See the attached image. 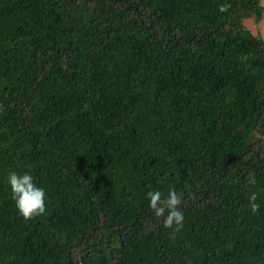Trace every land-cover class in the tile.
Instances as JSON below:
<instances>
[{
	"label": "trees",
	"instance_id": "1",
	"mask_svg": "<svg viewBox=\"0 0 264 264\" xmlns=\"http://www.w3.org/2000/svg\"><path fill=\"white\" fill-rule=\"evenodd\" d=\"M263 18L261 0H0V264H264V37L245 24ZM13 172L43 216L19 214ZM171 188L180 231L146 198Z\"/></svg>",
	"mask_w": 264,
	"mask_h": 264
},
{
	"label": "clouds",
	"instance_id": "2",
	"mask_svg": "<svg viewBox=\"0 0 264 264\" xmlns=\"http://www.w3.org/2000/svg\"><path fill=\"white\" fill-rule=\"evenodd\" d=\"M246 183L255 185V176L249 174ZM9 184L12 199L24 220H33L46 213V190L37 186L31 174L25 173L21 176L13 172L9 177ZM183 197L184 193L177 192L175 188H171L166 197L159 190L149 191L146 194V198L149 200V207L157 218L163 219L164 228L173 229L174 231H180L183 228L185 217L180 210ZM257 199L258 196L255 192L249 196V207L253 214L257 213L261 207L257 203Z\"/></svg>",
	"mask_w": 264,
	"mask_h": 264
},
{
	"label": "rangeland",
	"instance_id": "3",
	"mask_svg": "<svg viewBox=\"0 0 264 264\" xmlns=\"http://www.w3.org/2000/svg\"><path fill=\"white\" fill-rule=\"evenodd\" d=\"M261 1H262V4L264 5V0H261ZM245 24L248 28L252 30L254 34H259L262 37H264V18L258 24L253 19L247 20Z\"/></svg>",
	"mask_w": 264,
	"mask_h": 264
}]
</instances>
